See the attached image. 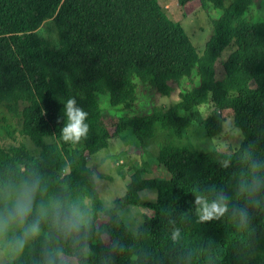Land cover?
I'll return each instance as SVG.
<instances>
[{
  "label": "trees",
  "instance_id": "16d2710c",
  "mask_svg": "<svg viewBox=\"0 0 264 264\" xmlns=\"http://www.w3.org/2000/svg\"><path fill=\"white\" fill-rule=\"evenodd\" d=\"M199 1L221 10L203 53L159 0H0L7 264H264V20L248 15L255 0ZM49 19L56 48L39 32ZM227 47L225 77L217 79ZM176 90L180 100L167 108L105 118L103 97L130 110L145 95ZM228 109L244 133L234 152L162 143L166 175L146 176L143 154L125 194L104 206L88 158L111 139L131 129L142 144L158 125L183 138L194 124L214 137ZM18 133L38 152L15 144ZM147 189L157 190L155 200L143 197ZM129 204L151 210L136 232L121 217Z\"/></svg>",
  "mask_w": 264,
  "mask_h": 264
},
{
  "label": "rangeland",
  "instance_id": "374dc122",
  "mask_svg": "<svg viewBox=\"0 0 264 264\" xmlns=\"http://www.w3.org/2000/svg\"><path fill=\"white\" fill-rule=\"evenodd\" d=\"M162 8L170 18L180 21L185 30L191 37L200 53H203L207 41L214 33L212 18H216L221 10L206 9L201 6L199 0H194L185 6H181L178 0H159ZM228 2V0H226ZM248 15L254 20H264V0H255L248 11ZM41 37L46 39L54 48L59 46L58 36L52 20L49 19L39 30ZM231 47H227L216 61V78L223 79L225 77L224 61L228 58ZM108 98V97H107ZM105 109V118H112V113L115 112L118 116L123 115H141L149 112L155 104L159 107L167 108L170 105L180 100L179 91L176 90L171 95H163L154 93L152 97L145 95L140 107L134 109L114 108L110 105L109 99L106 102V97L101 98ZM202 112L207 115L211 111V105L205 104L199 107ZM111 111V112H110ZM225 123L223 131L217 136H208L205 128L198 124L191 125L183 138L177 137L169 130H163L158 125L157 133L154 137L146 139L144 143H140L131 129L111 139L108 147L92 154L88 158V165L95 172V179L98 191L103 200L104 206L110 208L114 205L115 200L122 197L126 192V185L130 180V176L134 171V166L140 160L141 155L145 154L149 164L151 165L146 176L155 177L166 175V169L159 165L158 152L160 145L169 142L176 146H188L193 150L207 151L219 150L226 153L234 152L243 142V131L234 124L233 111L224 110ZM118 116H114L117 119ZM74 143L77 146H82V141L79 136L74 137ZM11 143L12 141H5ZM25 143L34 153L38 149L32 145L30 140L18 133L15 144ZM120 158L121 160H118ZM143 197L148 200H155L157 197L156 189H147L143 191ZM151 212L146 206L127 205L121 211V217L131 230L136 232L144 221V214ZM35 231H40L35 227ZM107 239V237H105ZM10 245L5 238L0 237V264H7L8 252ZM66 257V256H65ZM69 258V257H68ZM76 263L75 258H70Z\"/></svg>",
  "mask_w": 264,
  "mask_h": 264
}]
</instances>
